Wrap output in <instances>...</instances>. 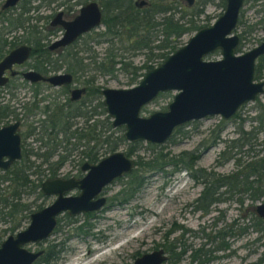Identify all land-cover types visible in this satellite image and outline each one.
<instances>
[{"label":"rangeland","instance_id":"obj_1","mask_svg":"<svg viewBox=\"0 0 264 264\" xmlns=\"http://www.w3.org/2000/svg\"><path fill=\"white\" fill-rule=\"evenodd\" d=\"M96 2H99V0H96ZM178 2L179 10L183 11V9L190 8L186 6L185 0H178ZM192 7L201 10L196 17L197 24L209 25L222 12L224 2L221 4L220 0H194ZM46 13V11H43V14ZM33 14L34 12H30L27 15L34 16ZM262 20H264V0H243L238 23L234 30L240 36L241 52L251 48L262 38L261 27L264 25ZM102 30L103 26L99 25L88 35H84L78 40L77 49L79 51L74 49L77 56L82 58L89 55L102 56L107 46L106 42H96L95 39H90V37L95 36V33ZM193 33H184L179 38L177 45L184 44ZM108 47L114 53L120 52L117 43L108 44ZM72 48H75V46ZM81 48L89 49L87 52L80 51ZM122 54L127 58L126 60L136 66L144 58L141 52H122ZM218 58H220V55L217 50L205 56L207 60ZM156 60L153 59L150 63L156 65L161 62L160 59ZM87 61V59H83L82 63L86 64ZM85 67L87 75L92 76L94 79V86L98 85L102 88L129 87L127 85L129 75L120 70L115 71L114 76H109L97 74L92 69L91 64ZM262 76H264V70ZM55 90L45 91L44 94H49V97H52L51 94L55 95ZM175 93L176 90L160 93L153 101L143 106L139 114L147 116L153 111L164 110ZM28 96L29 94L24 88L19 89L15 93V100L12 102L10 94L3 91L0 92V104L12 105L16 112L21 113L22 109H18V104L21 106V102L26 100ZM91 100L95 103L93 98ZM258 104H264L263 96H259L257 101L245 103L239 109L238 117L234 120L221 122L218 116H209L180 126L162 144H151L142 140L128 142L123 138L122 141L116 143L115 150L126 153L127 149L132 147V153L128 156L134 161L137 156L148 158L152 155L151 153L158 151L168 155H177L182 151H194L197 154V159L193 169L202 168L217 174H228L236 169L234 162L236 157L241 162H246L250 158L259 157L264 153V144H262L264 124L261 126L260 131H257L254 146L250 151H247V146H242L239 150L234 148L229 150L226 147L228 145L227 141L238 136L239 129L243 131L256 130L259 125L256 120L259 113ZM95 117L98 120H103L104 114L99 113ZM35 118L41 119L37 114L35 117H28L26 121L24 120V123L31 126V122ZM46 125V122L35 125L34 133L25 136L22 145L28 151L41 152L44 150V147L39 148L41 144L35 137L42 135L41 128L43 126L45 128ZM81 125V119L75 118L70 130H74ZM26 129V125L23 124L19 132L25 133ZM97 130L103 132L98 137V143L100 144L96 147V156L99 159L110 153L108 147L101 143V138L111 132L112 137L109 139L114 142L116 135H122L123 127L111 128L110 131H106L105 128L97 126ZM58 140H60L59 136L55 141ZM90 145L92 143H89ZM82 149H84V146L77 145V141L73 142L72 140L66 147L63 143L56 146L48 162H57L60 155L64 156V159L57 167L52 164L51 167L56 168L54 176L63 178L80 176L82 173L79 171V165L83 162L81 159H84L80 154ZM222 152H226L227 159L222 157ZM234 153L235 155L231 156ZM28 161L32 163L30 171L36 168L42 170L40 174H30L28 176L33 184L50 177L47 176L49 168L46 163H40L41 160L32 155L28 157ZM165 172V174L156 172L147 174L140 190L123 205H118V200L112 197L119 193L126 177L122 176L114 180L103 191L106 197V206L103 209L92 213V217H88L87 213H80L75 216L62 213L58 216L59 222H57L55 229L47 239L38 244H29L25 247L29 250L38 248L45 250L47 246L54 245L52 251H59V257L51 264H132L135 258L143 253L159 248L163 250L164 236L168 230L170 232L167 234L168 242H174L173 239L177 238L173 248L175 252L179 250L181 245H185L187 249L203 245L204 249L212 250L218 241L212 237L215 231L228 229L227 226L234 221L235 224L231 228L232 234L224 237V241L228 244L227 249L214 250L212 252L213 258L205 264H264V223L261 221V226H263L261 231L252 230L250 225L253 222L251 219L255 215L252 207L256 203L263 202L264 197L252 202L244 194L243 201L239 204L234 201L239 195L234 194L232 199L215 203L210 206L208 213L202 214L192 209V202L199 195L202 185L182 170L170 173L171 168L166 167ZM191 173L194 175L195 171L193 170ZM1 174L2 171L0 170ZM76 192V189H72L66 194L73 195ZM54 197V195L41 194L38 188L30 190L29 187L20 194V201L28 205L26 211V216H28L32 211L50 204ZM27 223L28 218L23 219L14 232L24 228ZM10 224L9 220H5V222L0 220V242L8 235V233L2 231L7 230ZM82 224L89 225L88 232L84 231L83 228H78ZM244 226H246L245 231L238 234L237 228ZM188 254L186 252L177 264H191ZM35 264L44 263L40 261Z\"/></svg>","mask_w":264,"mask_h":264},{"label":"water","instance_id":"obj_2","mask_svg":"<svg viewBox=\"0 0 264 264\" xmlns=\"http://www.w3.org/2000/svg\"><path fill=\"white\" fill-rule=\"evenodd\" d=\"M17 0H7L12 5ZM188 4L192 0H186ZM144 1L141 0L140 4ZM243 0H224V8L208 26L197 29L184 44L168 54L158 65L146 70L138 82L130 87L100 89L102 105L110 118L111 127H123V138L128 142L145 141L162 144L172 131L186 122L209 116L230 118L237 108L254 99L263 91L264 79L253 81L255 59L264 53V36L260 43L236 53L239 42L236 27ZM101 10L94 1L82 5L70 21L62 22L64 33L50 48L66 45L80 34L100 24ZM264 33V27H263ZM220 58L204 59L213 51ZM28 47L21 46L0 61V85L5 81L2 70L12 63H20ZM23 78L44 80L52 86L66 83L68 74L42 77L35 72H24ZM176 90L165 110L141 116V107L152 101L160 92ZM83 88L71 91L70 99H77ZM18 122L0 127V169L20 159V137L16 132ZM134 160L121 150H115L96 163H83L85 172L80 178L52 177L40 183L44 195H54L47 206L29 214L27 225L0 242V264H32L43 249L29 250L25 246L36 244L49 237L56 225V217L65 213L97 212L104 207L103 190L115 179L131 172ZM72 189L77 193L66 194ZM255 214L264 221V201L253 206ZM162 249L143 253L132 264H164ZM189 264V263H182Z\"/></svg>","mask_w":264,"mask_h":264},{"label":"trees","instance_id":"obj_3","mask_svg":"<svg viewBox=\"0 0 264 264\" xmlns=\"http://www.w3.org/2000/svg\"><path fill=\"white\" fill-rule=\"evenodd\" d=\"M135 0H99V4L102 10L101 24L103 30L95 33V36L90 37L91 40L106 42L107 46L101 57L97 55H89L87 66L92 65V69L97 74H105L114 76V72L120 70L129 75L127 85L135 84L141 75L153 65L150 63L153 59L162 61L169 53L173 52L179 47V38L187 32H194L198 28L206 26V24H197L196 17L200 14L201 10L190 7L188 9L179 10L178 0H145V5L137 7L134 5ZM223 4L224 0H220ZM88 35V34H86ZM153 42H156L153 44ZM118 44L119 53H114L108 44ZM89 49V48H88ZM88 49L81 48L80 51H87ZM240 42L236 47V52L240 53ZM156 52H152V51ZM122 52H141L144 55L142 62L139 65H132L127 58L123 56ZM74 59V58H72ZM76 59V58H75ZM156 60V61H157ZM76 67L82 68L81 59L74 60ZM258 64H264V56L258 59ZM159 63V62H158ZM157 63V64H158ZM260 77V65H257L254 71V78ZM89 81L86 80L85 84ZM101 87L96 85L92 89L87 88V94L95 95V103L91 108L86 104L84 115L82 110L83 106L79 102L78 104H71L64 111L58 110L54 107L53 110L56 114L48 119L44 134L36 137V140L40 142L41 147L44 150L41 152H32L23 148L22 157L19 161L14 162L7 170L2 171L0 175V220H9L11 224L7 230L2 232L12 234L19 226L20 222L27 218L26 211L28 205L20 201V194L30 187V190L37 189L39 182L33 184L28 176L30 174H40L42 170L37 168L30 171L32 165L28 161L30 155H35L41 159V163H46L49 168L47 176L53 177L55 174L54 164L56 167L63 162L64 156L58 158L57 162L49 163V159L52 157L55 147L63 143L64 147L70 143V139H76L84 149L81 151V156L86 159L87 162H96L98 160L96 156V147L99 145V135L101 130H97V126L105 128L110 131L108 118L104 116L103 120H98L96 117L93 119V123L88 125V121L92 116H98L104 114L101 101L99 100V89ZM264 97V95H263ZM259 105V113L256 119L259 123L256 130L243 131L239 129L237 138L227 141V149L239 150L242 146H247V151H250L254 146L255 136L257 131H260L261 126L264 124V104ZM33 107V106H31ZM52 110V111H53ZM59 111V113H58ZM68 113L63 115L62 113ZM9 115L8 106L6 104H0V119ZM238 115H234L237 117ZM84 118L86 123L85 131H72L68 133V129L71 125L68 119ZM221 122H223L221 120ZM103 123V125H102ZM57 127V128H55ZM93 127V132H91ZM43 128V127H42ZM59 129V131H54ZM30 134V133H29ZM111 132L101 138V143H104L108 147V151L115 150L116 143L123 140L122 135H116L114 142L109 139ZM60 136V140L55 141ZM45 139V140H44ZM81 141V142H80ZM89 143L92 145L89 146ZM264 144V138L263 143ZM256 145V143H255ZM264 147V146H263ZM132 147H129L126 154L132 153ZM226 152H222L221 155L224 159L228 158ZM148 158H142L137 156L134 161V167L131 172L125 174L126 180L122 183V188L119 193L112 198L118 200V205L126 204L133 195L140 190L146 179V175L151 172L165 174V168L170 167L171 172L185 171L190 175L194 181L200 183L202 188L199 195L192 202V209L206 214L209 211L211 205L219 203L225 200L232 199L234 194L239 195L234 199L237 203L241 204L243 195L250 201L258 200L264 197V153L263 155L255 158H250L246 162H241L238 157L234 159L236 169L228 174H217L211 171H206L202 168L193 169L197 154L194 151H182L177 155H168L158 151L151 153ZM237 154V153H236ZM235 153L231 156H234ZM37 167V166H36ZM195 171L193 175L191 172ZM30 171V172H29ZM5 183V184H4ZM253 208V207H252ZM88 217H92L93 214H86ZM253 222L250 224L252 230L261 231V220L254 215L251 219ZM59 222V219H57ZM234 221L227 227L228 229L220 231L216 230L213 238L217 239V244L212 250L204 249L203 245L196 248H188L185 245H181L177 252L174 251L173 242L167 241L166 233L165 243L162 246L163 251L166 254V264H177L181 257L189 252L191 264H205L213 258L212 252L214 250H225L228 247L227 242L224 241L226 235H231V228L234 225ZM85 226V227H84ZM79 229L83 228L88 232L89 225H79ZM246 229V226L237 228L238 234H241ZM173 230V228H172ZM171 230V231H172ZM211 237V238H212ZM210 238V237H209ZM52 246H47L44 254L40 256L37 262H43L44 264H51L59 257V251L53 252ZM35 262V263H37ZM34 263V264H35Z\"/></svg>","mask_w":264,"mask_h":264},{"label":"flooded vegetation","instance_id":"obj_4","mask_svg":"<svg viewBox=\"0 0 264 264\" xmlns=\"http://www.w3.org/2000/svg\"><path fill=\"white\" fill-rule=\"evenodd\" d=\"M90 1L96 2V0H17L12 5H5L7 0H0V61L5 56H7L10 52L14 51L15 49H17L21 46L28 47L27 55L20 63H12L7 68L2 70L1 77L5 78V81L2 85H0V92L7 91L10 94L12 102L15 100V93L19 89L24 88L25 91L28 92V94H29L28 98L21 102V106H19V104H18V109L19 108L22 109L21 113L16 112L15 108L12 105L11 106L8 105L9 115L7 117L0 119V127L3 125L13 123L14 121L18 122L16 132L19 134V137H20L21 157H22V150H23V148H25L22 145L25 136L34 133L35 125H39V123H43V122L47 123L48 119L56 114V111L53 110L54 107L58 108V110L64 111L71 104H78L80 102L83 106L82 112L85 115L86 114L85 109H87L86 104L88 107L91 106V108L94 105L91 98H93V101H95V95L94 94H87V88L89 90V88L92 89V87L94 86V84H93L94 79L92 76L87 75V70L85 69L86 68L85 66H87V63L86 64L82 63V60L86 59V58H82L80 56H77V52L74 49H77V42L82 36L90 33L94 28L98 27L99 25H102L101 20H100V24L98 26L93 27L89 31H86V32L80 34L76 39H74L70 43H68L66 45H60V46L50 48L52 43L59 40L64 33L62 22L72 20L78 14L80 7L84 4H86L87 2H90ZM143 1H144V3L140 4L141 0H135L134 5H136L137 7H142L145 5V0H143ZM96 3L98 4V6L100 7V10H101L102 8H101L99 2H96ZM193 4H194V0H192L190 4H188V2L186 1V6H188V7H192ZM43 11H46L47 13L43 14ZM30 12H34V14H33L34 16L27 15ZM101 17H102V10H101ZM238 17H239V15H238ZM262 21H264V20H262ZM237 23H238V20H237ZM206 26H208V25H206ZM236 26H237V24H236ZM263 27H264V25L261 27L262 38L264 36ZM234 30H233V32H234ZM238 38H239V42H240V36L239 35H238ZM262 38L260 39V41L262 40ZM260 41L258 43H260ZM239 42H238V44H239ZM257 44H255V45H257ZM74 46H75V48H72ZM254 46H252V47H254ZM83 49H85V48H83ZM77 50L79 51V49H77ZM262 56H264V53L262 55L258 56L254 61L253 81H259L261 79H264V76H262V73L264 70V64H258V62H259L258 59ZM72 58H74V59H72ZM75 58L81 59L82 68L76 67V63L74 61V60H76ZM158 64H156V65H158ZM156 65H153V67ZM257 65H260V77L258 79H255L254 78V71H255V68ZM29 71L35 72L42 77H48V76L55 75V74H68V75H70V79L66 83H61L60 85L52 86L47 81H44L41 79L30 81V80L23 78L22 74L24 72H29ZM86 80L89 81L88 84H85ZM135 84H132L130 86H133ZM80 88H83L84 91L82 93H80L79 97L77 99H70L71 98V91L75 90V89H80ZM52 89H56L55 95L51 94L52 97H49V94H44L45 91H52ZM100 89H102V87ZM100 89H99V91H100ZM159 94H160V92L156 95V97ZM263 95H264V86H263V91L259 94H256L254 99L249 101V102H254V100L257 101V98L259 96H263ZM99 96H100L99 100H100V98L102 100L100 93H99ZM59 100H60V102H59ZM39 104L41 106H38ZM89 104H90V106H89ZM101 104H102V101H101ZM244 104L240 105L237 108V110L235 111V113L230 118L222 119L219 116L218 117L222 121L234 120L238 117V116L234 117V115L235 114L238 115L239 109ZM31 106H33V107H31ZM102 107H103V105H102ZM103 111H104V116H106L108 118L109 125H110V118L106 114L104 107H103ZM58 113H59V111H58ZM37 114L41 117V119L35 118L34 120H32L31 126L28 123H24V120L26 121L28 117H30V116L35 117ZM62 114L68 115V113L66 111H65V113H62ZM94 118H95V116L91 117V120L88 121V125L93 123L92 121ZM73 119H75V118H73ZM73 119H68V122L71 123L70 127H72ZM77 119H81L82 125L78 126L74 130H70V127H69L68 133H71L72 131L78 132L79 130L85 131V127L87 125H86V123H84V118H78L77 117ZM193 121H196V120H193ZM90 122H92V123H90ZM189 122H191V121H189ZM186 123H188V122H186ZM23 124L26 125L27 129H26L25 133H20L19 129L21 126H23ZM110 127H111V125H110ZM179 127H176L172 131V133ZM55 128H57V127H55ZM55 128H54V131L58 132L59 129H55ZM111 128H113V127H111ZM115 128H118V127H115ZM41 129H42V132H41L42 134H44L45 131L48 132V129H46V127L41 128ZM93 131H94L93 127H91L92 134H94ZM122 137H123V135H122ZM35 139H36V137H35ZM71 140L73 142H76V139H70V142H71ZM77 145H80L79 142H77ZM80 154H81V152H80ZM32 156H35V155H32ZM21 157H20V159H21ZM20 159L13 161L9 165V167L14 162L19 161ZM84 159H81V161H83V162L79 165V171L82 174L78 177H73V178H80L81 176L84 175L85 172H82L80 170V167L83 163H96L100 158L96 162H87L86 159L85 160ZM133 167H134V164H133ZM7 169H4V170H7ZM0 170L4 171L2 169H0ZM53 177H55V176H53ZM49 178H52V177H49ZM41 182H39L38 190H39ZM39 192H40V190H39ZM105 206H106V202H105L104 207ZM104 207H102L101 209H103ZM41 208H43V207H41ZM41 208H39V209H41ZM89 213L92 214L95 212H88L87 214H89ZM29 214H28L27 218L29 217ZM61 214H59V215H61ZM58 216L56 217V225H57V218H59ZM28 221H29V218H28ZM261 221L264 223L263 220H261ZM56 225H55V227H56ZM55 227H54V229H55ZM173 241H174L173 242V246H174L176 241H177V238L176 239L174 238ZM36 244H38V243H36ZM38 249H43V248H38ZM44 251L45 250L43 249V253L40 256H42L44 254ZM163 253L165 254L164 251H163ZM38 258L32 264L37 262Z\"/></svg>","mask_w":264,"mask_h":264}]
</instances>
